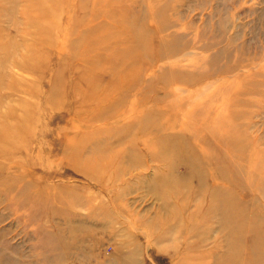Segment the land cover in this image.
<instances>
[{
	"label": "rangeland",
	"instance_id": "374dc122",
	"mask_svg": "<svg viewBox=\"0 0 264 264\" xmlns=\"http://www.w3.org/2000/svg\"><path fill=\"white\" fill-rule=\"evenodd\" d=\"M60 1L52 45L38 40L35 10L29 23L30 2L0 1V45L14 46L0 81L31 92L0 95V114L10 105L19 118L30 113L15 151L0 158V264H245L253 243L241 223L264 217V0ZM94 6L115 10V23L91 21ZM69 17L108 38V50L88 47L93 73L69 58L83 51L70 45L79 34H69ZM31 51L41 60L32 73ZM80 76L96 82L89 97ZM119 100L110 119L105 109ZM167 124L196 152L162 165L140 133ZM195 133L222 144L239 176L200 169L192 157L216 152ZM220 189L243 213L208 215Z\"/></svg>",
	"mask_w": 264,
	"mask_h": 264
},
{
	"label": "bare ground",
	"instance_id": "6f19581e",
	"mask_svg": "<svg viewBox=\"0 0 264 264\" xmlns=\"http://www.w3.org/2000/svg\"><path fill=\"white\" fill-rule=\"evenodd\" d=\"M0 1H2V0H0ZM10 1H13V0H10ZM26 1L30 2L29 3L30 6H28V9L26 12V14L28 15L27 17H28L30 24H31L32 11L35 10L33 17L36 19V21H38V24L34 26V29H35L36 33L38 34V40L40 42H42L43 44L52 45L53 44L52 42L54 40L52 38L53 30L58 29V26L55 23L56 14H57V11L63 6L62 1H60V0H26ZM105 5L112 7L113 1L107 2V3H105ZM105 5H104V7H105ZM10 6H12V5H10ZM85 8L86 7H85V4L83 2L78 3L76 6L77 12H78V10L84 11ZM52 10H54V11L51 12ZM96 10L97 9L94 6L93 10L90 12V15H87V16H89L91 21H94L100 15L101 16L105 15L107 18H109V20H112L113 22H114V19L117 17L116 13L114 12L115 10H112V9H108V10L106 9L103 11H101V10L96 11ZM77 12H75V13H77ZM78 13H80V12H78ZM83 18H86V17H83ZM83 18L78 19V20H74V17L68 18L67 30H68L69 34L70 33L73 35L76 33L79 34L78 37L70 43V45L72 48H74L75 46H81L83 48V51L80 52L79 56H78V53H77V55H75L73 53V54H70L69 58L71 59V61H75L74 59H76V58L79 59L83 63L84 66L90 67L91 70L90 71L87 70V71L93 73V72H95V68H94L95 60L92 61L90 59V55L88 56V54H89L88 47L102 46V45H104L103 41L106 42L108 38L101 39L102 37L99 38V36L98 37L96 36V34H95L96 30L95 29L96 28L98 29L99 26L94 28V26L92 25L91 29H88V30L86 29L85 31H82V29H80V27L84 26ZM95 21H97V20H95ZM134 29L140 35L139 39L141 42V46L144 47L145 40L144 41L142 40V36H141L139 29L135 28V27H134ZM68 32L66 33L67 35H68ZM9 41H10V43H9L10 45H8V44L7 45H5V44L0 45V50L3 52V55H2L3 58L1 59L3 62H1L0 65H3L2 73L4 76H5L4 73L7 72V71H5V65H6L5 57H6V55H7V57H9L13 51V48H14V46L11 44V40H9ZM65 42L67 44L69 41H65ZM42 43L40 44L41 46H42ZM63 45H64V43H63ZM44 47L46 49V46H44ZM101 49L102 50H108L109 48L102 46ZM142 54L145 55V52H142ZM37 56H38V54L35 51H31V59L27 60L26 63L24 64L26 66L25 67L26 71H30L32 73V70H33L32 63H34L35 60L40 58ZM40 62H41V60H40ZM37 64H38V62H37ZM37 64H35V65H37ZM75 74H77V73H75ZM60 76H61V74H60ZM93 77H94V75H93ZM80 80H82L83 82L86 83V85L89 89L87 97H89L93 93V91H95V89L97 88V87H95L96 82H94L93 78H92L91 80H89V83H88V80L87 79L84 80L82 78V76H80L79 81ZM55 82H56V80H55ZM188 82L192 83L193 81L191 79H189L188 81H186V83H188ZM60 83H61V78H60ZM192 84H194V82ZM74 88L76 89V85H74ZM57 91H58V87L55 83H53L50 87V90L48 91V94H47L48 102H51L55 98ZM17 93H25L28 95L31 94L29 89L26 87H23L21 89H17L13 86V84H11V82H8V84H6V85L5 84L2 85V82L0 81V95H2V96L5 95V96L9 97V96H12V95L17 94ZM155 101L158 103L157 98L155 99ZM119 103H120V100L114 104H110L109 107H107L105 109V114H107L110 117V119H113L116 116H114L113 114L110 115L109 113H107V110L110 108V111H111L113 107L117 108ZM0 105H1V100H0ZM8 105H10V104H8ZM113 110H112V112H113ZM4 113L0 114V144L2 145V148H4L2 150L0 149V158L7 160L6 157L10 154V150L12 152H14L16 145L19 143V139L23 138L24 130H26V128L29 124L30 113H28V111L24 110L22 112V117L19 118L16 115V112H14L12 110L11 105L8 108V111H6ZM149 116H150L149 113L146 114V117H149ZM146 117L144 119H142V121H144V123H148L145 120ZM148 120H150V119H148ZM149 123H150V121H149ZM201 126H202L203 130L207 129L204 123H201ZM169 129H173V127L170 124L165 125L164 128L154 127L152 129L142 131L141 133H140V129H139V133L142 134V137L148 136L147 139L142 140V143H144V146H146V148L150 150L151 156L154 159H156L158 162L162 163V165H167L168 163L173 164L174 163L173 161L175 159L180 160L182 157H184L186 155L191 156L194 152H196L188 144H186L185 141L180 139L177 134H173L171 132L169 133L168 132ZM19 135H20V137H19ZM194 136L196 139L195 138H192V139H194L201 146L210 145L212 147V149L216 152V154H212V155L206 154L207 155L206 156V155H200L199 154V155H196L195 157H192V159L194 161H196V162L198 161V165H199L200 169L205 168L206 170H208L207 172L216 171V173L219 174V176H221V172L223 170H226L227 168L231 169L230 173H232V174L237 175L239 173L236 170V167L239 166V162L231 163V161L226 160L225 156L222 154V144H220L219 142H215V141H213V144H212L208 138H205L204 136L200 135L199 133H195ZM151 138L153 140H151ZM232 144L231 145L229 144L230 148L233 147ZM234 149L235 148H232L233 151H235ZM202 174H204V173H202ZM238 176H239V174H238ZM222 178L226 181V179L224 177H222ZM9 185L10 186L8 188H13L12 184H9ZM260 188H258L256 190V192H259ZM24 189H25V187L22 190H24ZM215 199H216V200H214L215 202L211 205V207L209 209V214H208L209 216H211V217L214 216L216 218L221 219V217H217V216H220V215L222 216L225 212L228 211V209L233 211V212L235 211L236 213H243V207L238 205L236 199L231 202L229 197H228V194L224 190H222V189L218 190V192L215 193ZM21 200L24 203L26 202L25 198L21 199ZM228 205H229V208H228ZM215 215H217V216H215ZM244 220L246 222L242 221L241 224L244 226V230H245L243 234L248 236V238L246 240V245L248 246L249 242L253 243V246H252L253 248L248 252V258L245 261V264H264V229L260 228V225H264V217L257 215V213H255V212H251V213H249V216L244 217ZM222 224L223 223H220L221 226H222ZM223 227H225L224 224H223ZM226 227L230 230L229 224H227ZM219 229H221V227H219ZM259 247L261 250H263L262 256L257 254V248H259Z\"/></svg>",
	"mask_w": 264,
	"mask_h": 264
}]
</instances>
